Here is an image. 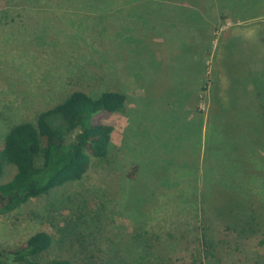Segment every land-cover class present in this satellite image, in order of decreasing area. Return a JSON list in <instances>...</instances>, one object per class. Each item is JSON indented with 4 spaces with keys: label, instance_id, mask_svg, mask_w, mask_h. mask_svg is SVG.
Returning <instances> with one entry per match:
<instances>
[{
    "label": "rangeland",
    "instance_id": "374dc122",
    "mask_svg": "<svg viewBox=\"0 0 264 264\" xmlns=\"http://www.w3.org/2000/svg\"><path fill=\"white\" fill-rule=\"evenodd\" d=\"M166 1L110 13L99 0H0V147L73 91L128 92L125 113L103 118L114 126L108 159L1 215L0 255L47 232L43 262L264 264V14ZM133 54L122 65L136 63L137 79L118 78L117 56ZM181 119L182 149L158 148ZM15 173L7 166L1 183Z\"/></svg>",
    "mask_w": 264,
    "mask_h": 264
},
{
    "label": "trees",
    "instance_id": "16d2710c",
    "mask_svg": "<svg viewBox=\"0 0 264 264\" xmlns=\"http://www.w3.org/2000/svg\"><path fill=\"white\" fill-rule=\"evenodd\" d=\"M217 1L235 20L264 14V0ZM203 69L201 65L200 70ZM206 89L207 85L202 86L203 91ZM127 101L128 96L117 91L94 98L76 90L59 105L40 113L36 123L24 122L13 127L0 147V216L68 182L81 180L94 161L107 160L114 126L103 118L125 113ZM9 165L16 167V173L11 180L1 183ZM232 207H227L229 214ZM226 228L231 230L229 225ZM53 243L49 233L38 232L20 247L1 254L0 264H73L64 258L38 260ZM215 245L205 237L204 252L209 254Z\"/></svg>",
    "mask_w": 264,
    "mask_h": 264
},
{
    "label": "crops",
    "instance_id": "0c3cea01",
    "mask_svg": "<svg viewBox=\"0 0 264 264\" xmlns=\"http://www.w3.org/2000/svg\"><path fill=\"white\" fill-rule=\"evenodd\" d=\"M149 1L153 2V0H99L98 4H99V6L101 8L103 7L105 10L106 9L107 10L110 9L109 11H107V12H110V13L113 12V8L114 7H116V8L117 7L118 8L119 7H122V8H126L127 10H130V9H138V12L137 13H140L141 11L143 13H146L145 10L147 9L146 6H147V4H148ZM215 2H216V0H215ZM154 4H157V2H155ZM162 4H171V5L182 4V0H167L166 3H162ZM168 9H170V8H168ZM168 9H164L162 11V14L164 13V11H166ZM172 10H173V14L174 13L182 14V12H180L178 10H175V9H172ZM218 12H219V10H218ZM172 22H175V23H173V26L175 24V27L172 30V34L174 36H177L180 32L179 33H177V32L175 33V31L182 29V19L181 18L174 17V18H172ZM176 23H179L178 24V27L176 26ZM131 46L133 48H135V49H136V47H141V45H139L138 43H136L134 46L133 45H131ZM150 49L151 48L148 46L147 48H140L138 50L136 49L135 51H140V52L147 51L146 53L148 55H151L150 54L151 53ZM137 57H135V54H133L132 56H128L127 55L126 57H123V55L120 56V57L117 56L116 60L114 61V64H115V75L118 78H120V77H126V74L128 72V77L129 78L137 79V75L136 74H138L140 68H137L136 63L123 64L122 65V63L135 62ZM106 59H107V57H104V59H103L104 65H105ZM147 61H150V62L147 63V67L148 68H149V63H151L152 65H155V63H156L155 61H153V59H150V58H148ZM102 66H103V63H102ZM189 66L191 67L190 64H189ZM118 71H119L120 77L118 76ZM192 76L195 77V75H192ZM198 77H201V75H199ZM130 86H131V88H135V87L137 88V86L136 85L134 86V84H132ZM179 88H180V90L177 93L180 94V93H182V82H179ZM186 88L189 89V85H187ZM111 91H113V90H111ZM117 92L124 93V94H126L128 96V92H125L124 90H117ZM171 132H172L173 136H172V138L169 141H168V139L166 140L165 138L156 139L157 140V146H158V148L160 146H162L161 149H166L167 148L166 144H168L169 145V149L171 151H175L177 153V152H179L178 151L179 148L182 149V119L172 129ZM155 145L156 144H154L153 146L155 147Z\"/></svg>",
    "mask_w": 264,
    "mask_h": 264
}]
</instances>
